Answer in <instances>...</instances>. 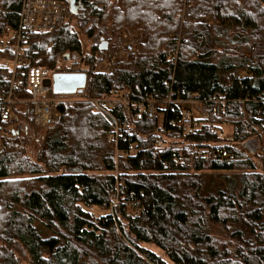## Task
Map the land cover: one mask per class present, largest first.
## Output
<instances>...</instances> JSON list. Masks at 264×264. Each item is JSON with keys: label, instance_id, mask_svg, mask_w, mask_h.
Returning <instances> with one entry per match:
<instances>
[{"label": "trees", "instance_id": "16d2710c", "mask_svg": "<svg viewBox=\"0 0 264 264\" xmlns=\"http://www.w3.org/2000/svg\"><path fill=\"white\" fill-rule=\"evenodd\" d=\"M57 1L65 22L28 35L23 57L32 67L83 73L86 84L48 95L58 117L43 130L24 89L13 136L4 137L0 116V264H264V0H76L75 13L69 0ZM21 3L0 0V39L17 28ZM134 34V49L115 56L108 73L95 70L117 53L114 41ZM12 43L0 61L13 59ZM8 72L0 65V91ZM124 94L159 103L163 121L137 120L119 101ZM190 96L209 125L184 135L162 105ZM87 99L117 101L113 114L132 133L117 148L133 157L116 163L110 125Z\"/></svg>", "mask_w": 264, "mask_h": 264}, {"label": "built area", "instance_id": "2783aa9c", "mask_svg": "<svg viewBox=\"0 0 264 264\" xmlns=\"http://www.w3.org/2000/svg\"><path fill=\"white\" fill-rule=\"evenodd\" d=\"M17 14L19 15L17 28H7L5 30L6 35L0 39V51L6 47L9 41L13 42L11 45L13 59L10 61H0V65L8 67L9 69L8 73L3 74V78H9L8 89L0 91V116L3 121L8 123L4 137L12 136L10 134H13L14 130L11 125L19 121V115L14 108L16 98L22 93L23 89L31 95L32 115L38 130L45 129L57 119L58 112L55 108L56 100L50 98L48 95L54 92L52 86L53 75L65 74L64 72H51L42 68L32 67L23 57L28 35L52 32L57 26L65 22V4L57 0H22ZM114 59L115 56L104 58L95 66V70L108 73L112 69L115 62ZM169 59L170 64L174 65L175 58ZM46 81L50 82L49 86L46 85ZM121 98L119 101L133 111L137 120H141L144 117L148 119H154L156 117L160 123L163 121V114L156 112L160 107L159 103L150 97L143 102L132 101L128 94H124ZM87 101L93 105L96 112L109 122L111 131L108 139L116 146V163L120 158L129 159L133 157L135 155L133 153L134 150L121 153L117 148L119 138H128L127 141L129 142L132 134L129 127L125 124L121 125L113 114V105L117 101L114 99ZM185 104H188L189 107H184L183 105ZM162 106L163 109L169 110L170 113H176V116L168 121V124L172 127L182 129L184 135H193L203 127L209 125L208 114L202 110L203 103L195 96H190L186 100L168 98L163 102ZM211 111L216 118L221 117L222 111L217 101L214 102ZM213 134L220 138H230V136L225 135L217 128L213 129ZM158 147H163V143L159 142ZM194 152L193 150L192 156ZM199 152L206 153L205 151ZM214 156L221 162H229L231 160L230 155L222 150H215ZM180 164L181 161L176 160L175 166L177 167ZM120 184L123 185V183ZM129 208L133 209L135 213L141 211L138 204L134 202H130Z\"/></svg>", "mask_w": 264, "mask_h": 264}, {"label": "water", "instance_id": "95a60500", "mask_svg": "<svg viewBox=\"0 0 264 264\" xmlns=\"http://www.w3.org/2000/svg\"><path fill=\"white\" fill-rule=\"evenodd\" d=\"M72 0L69 3L70 11L76 12L77 8L72 4ZM100 50L106 48V43L100 45ZM50 82L46 81V85L49 86ZM86 84V75L83 73L76 74H55L53 75V91L55 93L62 94H74L76 92L80 93L81 90L85 87Z\"/></svg>", "mask_w": 264, "mask_h": 264}, {"label": "rangeland", "instance_id": "374dc122", "mask_svg": "<svg viewBox=\"0 0 264 264\" xmlns=\"http://www.w3.org/2000/svg\"><path fill=\"white\" fill-rule=\"evenodd\" d=\"M138 39V37H136V35L134 34V35H131V36H123L119 41H114V42H116V43H113L112 45H111V47H112V49H118V51H117V53H114L113 54V52L111 51V53H110V56L109 57H112V56H117V57H122V56H124V51H125V49H134V43L136 42V40ZM106 47H109V46H107V44H106ZM111 47H110V49H111ZM106 60V59H105ZM68 63H70V61H68V60H65L64 62H60L59 64L61 65V67H67V65H68ZM77 94V93H76ZM78 98L77 97H70V98H67L66 100H67V103H69L70 105H73V104H75L76 102V100H77ZM88 100V99H87ZM86 100V101H87ZM30 101H31V99H30ZM16 103H17V100H16ZM31 103V102H30ZM184 107H189V105L188 104H185V105H183ZM33 109V108H32ZM104 118V117H103ZM104 120L106 121V122H108L107 121V119L106 118H104ZM17 123V122H16ZM16 123H14V125H11L12 126V128H13V130H14V132L16 131ZM109 123V122H108ZM37 129V128H36ZM26 132L28 133V134H31V131L30 130H28V129H26ZM10 135H12L13 136V134L11 133ZM225 135H227V134H225ZM134 154H135V151L133 152ZM89 211H91V212H93L96 216H98V217H100V216H104V215H107V214H110V212H104V211H100V210H96V209H94V208H89ZM147 248H149V249H151V250H153L155 253H157V254H159V255H161V252H160V250H158L157 248H154V247H152V246H147ZM164 260H166L169 264H172L171 262H169L166 258L164 259Z\"/></svg>", "mask_w": 264, "mask_h": 264}, {"label": "flooded vegetation", "instance_id": "af4514ba", "mask_svg": "<svg viewBox=\"0 0 264 264\" xmlns=\"http://www.w3.org/2000/svg\"><path fill=\"white\" fill-rule=\"evenodd\" d=\"M71 0H69V3H70ZM72 4L75 6V3H76V0H72Z\"/></svg>", "mask_w": 264, "mask_h": 264}]
</instances>
